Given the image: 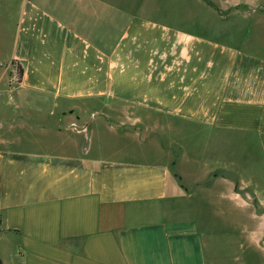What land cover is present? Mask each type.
Instances as JSON below:
<instances>
[{
    "label": "crops",
    "instance_id": "obj_1",
    "mask_svg": "<svg viewBox=\"0 0 264 264\" xmlns=\"http://www.w3.org/2000/svg\"><path fill=\"white\" fill-rule=\"evenodd\" d=\"M121 1L0 0L13 264H211L201 217L174 205L209 189L245 191L264 217V44L212 41ZM259 3L236 16L264 17Z\"/></svg>",
    "mask_w": 264,
    "mask_h": 264
},
{
    "label": "rangeland",
    "instance_id": "obj_2",
    "mask_svg": "<svg viewBox=\"0 0 264 264\" xmlns=\"http://www.w3.org/2000/svg\"><path fill=\"white\" fill-rule=\"evenodd\" d=\"M246 1L249 0H123L120 5L126 12L144 20L192 31L222 44L232 43L234 38L241 40L246 35L250 41L264 44V17L240 19L236 16ZM259 4L264 5V0ZM1 26L0 19V108L5 106L3 97L7 86L1 76L8 66L10 51ZM183 138L187 137L184 135ZM188 166H184V171ZM236 190L240 196L235 202L230 198L229 189H209L208 195L176 199L174 205L189 208L178 215L201 217L206 250L218 258L211 264H264V228L260 226L264 217L260 218L261 211L252 197L245 191ZM8 237L0 233V263L3 264L14 261V245ZM227 253L236 256L237 261L232 263L222 258ZM247 255L250 260L245 261Z\"/></svg>",
    "mask_w": 264,
    "mask_h": 264
},
{
    "label": "trees",
    "instance_id": "obj_3",
    "mask_svg": "<svg viewBox=\"0 0 264 264\" xmlns=\"http://www.w3.org/2000/svg\"><path fill=\"white\" fill-rule=\"evenodd\" d=\"M18 70H19V71H18V74L21 75V69H18Z\"/></svg>",
    "mask_w": 264,
    "mask_h": 264
},
{
    "label": "water",
    "instance_id": "obj_4",
    "mask_svg": "<svg viewBox=\"0 0 264 264\" xmlns=\"http://www.w3.org/2000/svg\"><path fill=\"white\" fill-rule=\"evenodd\" d=\"M1 264V263H0Z\"/></svg>",
    "mask_w": 264,
    "mask_h": 264
}]
</instances>
